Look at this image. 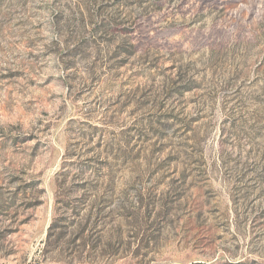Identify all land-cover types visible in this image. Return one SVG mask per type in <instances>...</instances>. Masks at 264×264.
Masks as SVG:
<instances>
[{
    "label": "rangeland",
    "instance_id": "obj_1",
    "mask_svg": "<svg viewBox=\"0 0 264 264\" xmlns=\"http://www.w3.org/2000/svg\"><path fill=\"white\" fill-rule=\"evenodd\" d=\"M0 264H264V0H0Z\"/></svg>",
    "mask_w": 264,
    "mask_h": 264
}]
</instances>
